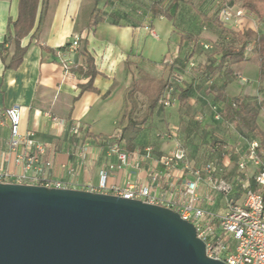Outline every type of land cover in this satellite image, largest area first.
<instances>
[{
    "label": "crops",
    "instance_id": "crops-1",
    "mask_svg": "<svg viewBox=\"0 0 264 264\" xmlns=\"http://www.w3.org/2000/svg\"><path fill=\"white\" fill-rule=\"evenodd\" d=\"M18 1L0 0V45L9 34L8 21L17 17ZM92 1L48 0L38 37H31L36 22L33 30L20 40L26 52L18 67L5 66L14 53L12 41L4 44V60L0 51V152L4 156L3 168L10 173L5 182L18 183L16 178L23 175L25 179L20 183L36 184L34 171H24L21 163L16 161L23 145L16 150L8 146L10 128L3 113L14 104L21 110L20 131L31 132L30 139L44 147L41 179L58 181L64 188L87 190L89 184L97 186L99 172L105 169L108 186L123 185L130 180L137 188L148 186L156 196L180 200L183 198L182 182L190 178L189 173L183 171L180 164L166 166L157 160L178 146L185 149L193 165H202L209 159L228 162L226 178L232 181L236 157L225 161L210 154L209 147L224 142L239 153L244 151L251 137L240 132L235 137L218 132L221 124L213 118L214 111L210 108L219 103L222 118L224 106L219 99L222 92L227 96L264 99V89L259 88L264 80L259 81L257 77L254 84L245 87L235 78L234 74L249 61L231 65L229 74L220 71L211 76L217 77L219 83L212 88H196L194 78H191L188 82L193 81V88L184 103L173 99L170 106L157 105L140 124L145 117V92L152 91L141 88H155L156 81L167 78L171 82L183 61L200 66L195 73L197 77L209 78L203 75V68L211 59H218V54H205L202 44H217L223 37L230 38L214 21L226 0H160V7L171 15V19L153 16L151 4L154 0H150L149 16L144 21L135 14L139 2L133 5L136 10L130 15L124 0H100L98 7L103 19L95 26L86 27L84 11ZM250 19L248 15L222 26L234 31L255 28ZM74 33L82 34L83 43L79 49L75 52L60 49ZM186 34L195 36L197 42L182 39ZM83 51L92 58L95 73L89 89L81 90L89 81L84 74ZM191 51L194 53L187 58ZM130 88L136 90L133 111L128 117L127 93ZM141 96L143 102L139 100ZM260 113L261 110L258 125ZM130 120L135 123L134 127H127ZM116 133V141L122 150L128 154L140 153L136 158H130L129 167L120 166L116 156L106 154L107 144ZM82 146L87 148L83 159L78 156ZM146 146L153 147L149 159L142 156ZM46 161L50 162L49 166L45 165ZM198 193L214 200L212 204L203 202L205 209L222 212V199L217 192L200 183Z\"/></svg>",
    "mask_w": 264,
    "mask_h": 264
},
{
    "label": "water",
    "instance_id": "water-1",
    "mask_svg": "<svg viewBox=\"0 0 264 264\" xmlns=\"http://www.w3.org/2000/svg\"><path fill=\"white\" fill-rule=\"evenodd\" d=\"M0 264H226L165 206L0 182Z\"/></svg>",
    "mask_w": 264,
    "mask_h": 264
},
{
    "label": "built area",
    "instance_id": "built-area-1",
    "mask_svg": "<svg viewBox=\"0 0 264 264\" xmlns=\"http://www.w3.org/2000/svg\"><path fill=\"white\" fill-rule=\"evenodd\" d=\"M246 16L247 13L244 9L232 6H223L218 12L219 19L225 24H230L233 20ZM80 38H82V34L74 33L72 35L68 41V52H75L78 49ZM202 48L209 49L211 45L204 43ZM250 48L249 45L247 52H250ZM173 75L175 82H179L178 74ZM234 75L241 86L248 82L239 72ZM170 83L165 91V99L159 100L164 106H170L173 101L170 95L174 90V84ZM212 108L215 109L216 106ZM20 112V107L14 104L6 108L3 113L10 128L8 146L12 150H16L20 145H23V150L17 154L16 161L21 163L24 171H34L33 179L36 184L61 188L62 184L58 181L49 182L41 179L40 174L43 168L40 163L45 150L41 144L30 139L31 132L22 133L20 131ZM219 113L216 112L215 117ZM58 121L63 123V120ZM117 138V133L111 136L112 141L107 144L106 154L107 156H116L120 166L129 167L130 158H136L140 153L137 151L128 154L120 148L119 142L116 141ZM86 149V146L80 148L79 158H84ZM152 152L153 147L146 146L142 156L144 159H149ZM209 153L219 156L225 161L236 157V172L232 181L226 178L228 162L209 159L202 165H193L188 160L185 149L181 146L157 159L158 162L166 166L180 164L182 170L189 173L190 178L182 182L183 198L180 200L156 196L152 194L148 186L137 188L130 180H126L123 185L108 186L105 169H101L99 172L100 178L97 186L89 184L87 190L112 194L125 199H139L168 207L176 211L182 219L195 226L197 237L205 243L206 256L221 260L226 264H264V150L260 148L257 139L251 138L247 140L243 152L238 153L237 149L224 142H216L210 145ZM3 158L4 156L0 152V182H5L10 177V173L3 168ZM45 165L49 166L50 162L46 161ZM23 179H25L23 175L16 178L18 183ZM200 183H204L209 190L220 195L223 206L221 213H215L202 206L203 202L212 204L214 200L210 196L201 197L199 195ZM232 242H235V246L229 253L228 250Z\"/></svg>",
    "mask_w": 264,
    "mask_h": 264
},
{
    "label": "trees",
    "instance_id": "trees-1",
    "mask_svg": "<svg viewBox=\"0 0 264 264\" xmlns=\"http://www.w3.org/2000/svg\"><path fill=\"white\" fill-rule=\"evenodd\" d=\"M178 0H174L177 2ZM225 1V0H224ZM230 1V5L235 2V0H226ZM100 0H93L90 7L84 11L85 24L86 27L95 26L99 21L103 19V14L98 7ZM224 3V6H226ZM48 5V0H19L18 1V14L15 20L8 21V31L9 34L5 38L4 42L0 45V51L2 53V59L4 60L3 50L4 44L6 42L12 41L14 44V53L10 61L5 65L8 68H16L22 62L23 56L26 52V47L20 45V40L28 35L36 26L31 33V37L37 38L39 35V30L43 18L46 14ZM246 8L240 7L245 10L248 14L254 13L259 14L256 5L248 0L243 3ZM242 5V6H243ZM219 12V11H218ZM218 12L214 16V21L222 27L224 35H228L230 38L228 40L224 39L223 41L218 42L216 45V50L218 54V59H211L206 66L203 68V75L206 77H211L220 71L225 72L226 74L231 73L230 66L238 64L244 61H249L254 56L257 66H258V80H264V28H245L243 30L234 31L227 28L225 23H223L219 17ZM151 13L155 15H163L171 19V15L164 11L160 7V0H154L151 4ZM246 16V17H247ZM222 24H224L222 26ZM11 25V30L9 29ZM182 39H191L195 43L197 38L191 34H186L181 37ZM223 42V43H221ZM83 43V38H80L79 45ZM250 45V52H247V48ZM68 42L64 44L60 49H67ZM77 49V50H78ZM203 49V48H202ZM206 50V49H204ZM194 51H191L187 58L192 56ZM85 55L86 70L85 75L89 77V81L81 88V90L89 89V82L92 79V76L95 73V68L93 65L92 58L83 51ZM172 69V66H170ZM135 84V83H134ZM170 79L156 81L155 88H141L143 91L151 89V92H145L147 96L146 106H145V117L140 121V124L146 121L147 116H149L155 106L160 105L164 106L163 103H160V99H165V91L170 86ZM148 86V85H147ZM193 88V81L184 82L181 85H175L174 90L171 93V98L177 100L179 103H184L187 100L189 91ZM136 88H130L127 93V99L130 103V109L128 110V117L131 115L134 107L133 93ZM223 91V89H221ZM220 101L224 106V114L222 119L226 123L233 124L236 130L244 135H248L251 138L257 139L260 143V148L264 150V132L257 124V117L260 110L264 107V99L258 100L256 98H250L245 96H227L222 92L219 95ZM135 123L130 120L127 125L134 127Z\"/></svg>",
    "mask_w": 264,
    "mask_h": 264
},
{
    "label": "rangeland",
    "instance_id": "rangeland-1",
    "mask_svg": "<svg viewBox=\"0 0 264 264\" xmlns=\"http://www.w3.org/2000/svg\"><path fill=\"white\" fill-rule=\"evenodd\" d=\"M124 1H125L124 4L126 5V8H129V10H130V11H128V12H130V15H131L132 11H135L137 9L135 11V14H139L141 21H144L145 18L149 16L148 4H149L150 0H124ZM246 1H248V0H235V2L232 3L231 5L229 3L230 1H227L225 3V5L226 6H232L234 8H240V7L246 8L243 5V3ZM250 1H252L256 5L258 12H259L258 15L251 13V12L248 14L249 17H251V19H250L251 23L254 24L252 26H254L255 28H264V0H250ZM136 2H139V6H137V8L135 10H133L134 9L133 5H135ZM172 5H173L172 8H174L175 4L173 3ZM180 10H181V7H180ZM177 24L180 25V20L178 19V17H177ZM221 43H223V42H221ZM217 45H216V43H214V44H211V48L206 49V50L202 49V50L206 52L205 54L212 55V54L217 53V50H216ZM198 69H200V66H197L194 62L189 63V62L183 61L179 64V67H177V69H176L177 72H174V74L177 73L178 76L180 77L179 82H175V80L173 78H172L171 82L174 84V86L175 85L178 86V85L183 84L184 82H188L191 78H194V86L196 88H201V87L212 88V86L219 84V83H217V77H212V78H207V79H204L203 76L197 77L195 73L198 72L197 71ZM239 71H240L239 73L248 80V82L245 84V87H247L248 85L254 84L257 80V77H258V66H257V63H256L254 56H252V59L249 60V62H246L244 65H242V67L240 68ZM173 77H174V75H173ZM259 86H260L259 88L264 89V82L262 84H259ZM263 96H264V94H263ZM139 100L141 102H143L144 98L141 96ZM218 104L219 103H217V107L215 109L210 108V110L214 111V113L212 115L213 118L214 119L217 118V120L221 124V130L218 132L225 133V134L232 136V137L237 136L236 134L238 133V131L233 126V124L225 123L222 120V118L220 117L219 112H222V106L219 107ZM212 106H214V104H212ZM263 110H264V107H263V109H261V113L263 112ZM216 112L219 113L217 117H215ZM261 113H260L261 119L259 120V125L264 130V114L262 115ZM260 116H259V118H260ZM206 146H208V145L206 144ZM234 246H235V242H232L230 249L228 250L229 253L234 248Z\"/></svg>",
    "mask_w": 264,
    "mask_h": 264
}]
</instances>
